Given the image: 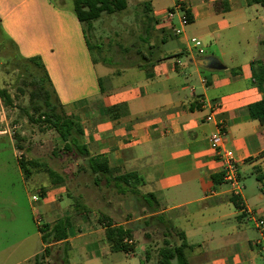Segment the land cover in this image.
Returning a JSON list of instances; mask_svg holds the SVG:
<instances>
[{"label": "crops", "instance_id": "crops-1", "mask_svg": "<svg viewBox=\"0 0 264 264\" xmlns=\"http://www.w3.org/2000/svg\"><path fill=\"white\" fill-rule=\"evenodd\" d=\"M126 2V10L137 12L140 39L156 51L146 68L149 76L145 68L106 65L99 75L70 0H0V32L19 60L41 62L59 104L81 126L91 157L106 162L113 176L136 173L143 179L142 194H153L158 213L184 234L187 264H264L253 222L226 186L212 179L222 175L223 165L208 145V137L223 127V149L233 153L242 186L250 171L258 183L242 192V203L264 218V126L248 113L262 98L251 83V62L263 42L260 35L249 39L235 32L263 21L264 10L262 18L255 15L264 7L245 0ZM184 16L188 24L175 36ZM192 38L201 43V53ZM121 104L125 115H106L107 108ZM210 190L217 192L209 197ZM69 194L50 182L39 190L37 209L45 224L70 219L67 239L54 246L56 264H140L146 244L137 245L130 226L143 218L113 220L133 230L135 250L111 252L98 217L76 213ZM43 247L41 240L29 258Z\"/></svg>", "mask_w": 264, "mask_h": 264}, {"label": "rangeland", "instance_id": "rangeland-1", "mask_svg": "<svg viewBox=\"0 0 264 264\" xmlns=\"http://www.w3.org/2000/svg\"><path fill=\"white\" fill-rule=\"evenodd\" d=\"M259 10V15L255 16L262 18L264 9ZM136 20L137 12L125 9L112 15L104 14L93 22L91 29L85 28L86 41L99 75L105 65L118 70L131 66L134 58L144 63L143 56H151L149 41L140 39L142 29ZM242 31L249 39L260 35L263 43L258 56L264 57V19L252 21L235 32ZM153 53L155 55L156 51ZM36 73L42 75L33 65L17 58L15 47L0 32V90L6 91L11 102L6 105L0 96V264H34V258L29 257L40 250L38 229L45 225L37 204L41 201L40 187L50 181L46 169L64 178L60 186L70 192L73 202L77 199V204L87 206L89 211L84 213L88 217L104 215L121 222L128 216L137 219L142 211L132 195H120L113 188L104 187V182L100 187L95 186L89 172L80 168L76 154L65 151L58 134L30 120V117L37 119V115H32L35 108L38 112L44 111L43 99L36 95L37 85L33 82ZM45 87L48 88L46 84ZM21 159L38 163V168L29 167L33 174L29 181L23 179L18 167L17 161ZM243 181V186L247 187L246 190L243 187L244 194L250 191L252 184L258 185L251 171L243 174ZM139 192L142 194V188ZM33 196L38 197L39 202L32 203ZM33 205L36 209H32ZM133 226L137 245L144 241L152 247L154 253L148 264H155V250L163 240L161 232L142 222L133 223ZM53 248L45 264L57 263L53 258L58 252Z\"/></svg>", "mask_w": 264, "mask_h": 264}, {"label": "trees", "instance_id": "trees-1", "mask_svg": "<svg viewBox=\"0 0 264 264\" xmlns=\"http://www.w3.org/2000/svg\"><path fill=\"white\" fill-rule=\"evenodd\" d=\"M248 6L264 7V0H245ZM70 7L76 19L83 28L84 37L85 28L91 29L93 22L99 20L104 14L112 15L124 11L127 7L126 0H70ZM189 18V15L186 12ZM190 19V18H189ZM142 40V39H141ZM87 42V41H86ZM11 43V42H10ZM12 44V43H11ZM88 44V43H87ZM13 45V44H12ZM14 46V45H13ZM89 49V47H88ZM152 53L149 58L144 57V63L136 60L130 67L145 68L146 74L149 72L146 68L152 65L155 60L152 48H148ZM126 51V50H125ZM153 54V55H152ZM35 67V71H39L42 75H33V82L37 85L36 95L43 99V112H38L35 108L32 115H37V119L30 117L34 123L46 125L49 129H53L64 143V149L67 152L76 154L80 160L82 170L89 172L92 176L93 184L97 187L113 188L118 194H130L134 197V202L137 207L142 209L138 218H143L142 223L146 227H155L163 236L162 244L155 250V264H187L186 250L188 244L182 232L177 230L170 221L163 215L158 213V204L153 194H140L139 188L145 185L143 179L136 173H125L120 176H113L106 162H98L91 155L84 144V134L81 126L77 124L72 117L67 116L62 106L59 104L49 78L42 66L41 62L32 58L27 61ZM251 83L262 95L259 102L248 106V113L252 120L257 121L264 126V57L259 56L251 62ZM45 84L48 88L45 87ZM35 95V94H34ZM0 96L6 105H9L10 97L5 90H0ZM106 115L112 118H118L127 113L125 104L112 106L105 110ZM21 149V148H19ZM18 167L22 173L23 179L28 181L33 175L29 167L38 168L36 161L24 162L22 159L17 161ZM51 185H62L64 178L56 172L46 169ZM214 183L219 185L222 182V175L212 178ZM77 199L74 200V210L76 213L89 211L87 206L77 204ZM236 207H239L236 204ZM98 224L105 228L106 243L111 252L133 253L135 245H127L123 243L124 238L132 239V229L121 225H115L110 217L104 215L98 217ZM132 220L131 216L125 219V222ZM70 227L69 217L57 220L52 224H45L39 228L41 240L44 245L42 251L37 254L33 262L34 264H45L52 256V248L58 243H62L67 239V232ZM130 227H133L131 225ZM145 238H148L147 234ZM153 250L150 245H146L142 255L143 258L140 264H148L153 257Z\"/></svg>", "mask_w": 264, "mask_h": 264}, {"label": "built area", "instance_id": "built-area-1", "mask_svg": "<svg viewBox=\"0 0 264 264\" xmlns=\"http://www.w3.org/2000/svg\"><path fill=\"white\" fill-rule=\"evenodd\" d=\"M171 17V14L169 15ZM188 20L184 16L179 21V28L173 29V34L175 36H179L182 33V28L187 26ZM190 44L201 53L202 52V45L201 43L196 40L195 38L190 39ZM205 105V104H204ZM207 108L211 109V106L208 104ZM212 114L213 111H210V113L205 117V120L207 122L212 121ZM225 136V132L223 127L218 128V130L211 134L208 137V145L210 149L214 152L215 157L221 161L222 163V183L226 186V191L232 197L237 201V204L240 207V210L242 213H244L248 218L253 222L256 230L259 233V239L257 240L256 244L259 246L260 250L264 252V218L261 216H258L255 212L252 210H249L244 207L242 203V191L243 186L241 184L240 178H239V172H238V166L236 161L234 160L233 153L229 150L223 149V138ZM216 190H210L206 192V195L209 197H212L216 194ZM261 192L264 195V187L261 188ZM39 199L36 196H33L31 198L32 202H37ZM123 243L127 245L134 244V240L131 238H124Z\"/></svg>", "mask_w": 264, "mask_h": 264}, {"label": "water", "instance_id": "water-1", "mask_svg": "<svg viewBox=\"0 0 264 264\" xmlns=\"http://www.w3.org/2000/svg\"><path fill=\"white\" fill-rule=\"evenodd\" d=\"M208 61H210V62H211V60H208Z\"/></svg>", "mask_w": 264, "mask_h": 264}]
</instances>
